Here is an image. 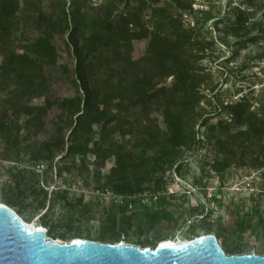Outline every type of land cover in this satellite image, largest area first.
<instances>
[{
  "label": "rangeland",
  "instance_id": "obj_1",
  "mask_svg": "<svg viewBox=\"0 0 264 264\" xmlns=\"http://www.w3.org/2000/svg\"><path fill=\"white\" fill-rule=\"evenodd\" d=\"M180 1L182 5L177 0H19L11 33L0 47V61L11 50L31 51L46 32L48 17L58 14L62 6L70 25L78 28V44L86 51L95 47L92 36L100 34L103 24L110 22L109 38L98 40L97 48L88 54L95 62L90 85L101 92L114 89L118 94L126 89L131 96L139 90L152 93L170 86L174 77L164 74L169 62H161L159 52L148 44L149 37L154 31L155 37L167 34L164 23L179 20L193 35L191 45L185 48L186 66L195 73L193 83L202 95L184 114L185 129L194 133L195 141L180 147L171 156L174 164L163 171H152L147 157L159 154L155 139H161L166 131L163 111L167 98L151 99L148 116L140 114L138 105L128 114L134 124L142 118L155 138L142 143V133L136 128L125 137H114L129 162L126 183L136 197L133 209L128 210L104 192L120 191L119 178L110 177L113 159L104 166L93 152L61 159L63 153L58 149L52 150V159L33 160L30 156L38 153L44 141L60 136L59 128L67 139L69 120L60 103L77 93L56 65L43 62L36 67L42 94L32 96L29 103L43 105L49 99L52 105L42 123L26 125L20 120L18 145L5 146L0 139V202L14 208L24 220L45 227L49 238L100 241L103 236L105 242L124 240L154 247L161 239L213 234L223 249L264 255V151L258 161L248 158L245 164L231 163L221 173L208 165L203 169L206 161L212 163L224 153L216 142L222 136L220 130L210 131L201 123L207 113L212 114L210 123L223 118L234 132L231 116L217 105L238 101L242 96L247 97L251 109L264 108V0H246L242 7L247 24L231 32H224L225 27L215 19L228 13L234 4L231 1L239 0ZM128 11L139 14L142 24L133 22L121 32L116 22ZM160 23L163 25L158 31ZM144 28L149 33L147 38L130 36L131 31ZM251 35H256V40L235 44ZM202 39L204 44H195ZM162 42L170 45L165 39ZM52 43L60 55L58 62L72 64L73 57L67 54L61 39L53 38ZM11 83L7 78L0 79V101ZM101 146L106 148L107 143ZM194 175L203 176L200 185L204 186L192 184ZM158 178L162 181L160 188L153 184Z\"/></svg>",
  "mask_w": 264,
  "mask_h": 264
},
{
  "label": "trees",
  "instance_id": "obj_2",
  "mask_svg": "<svg viewBox=\"0 0 264 264\" xmlns=\"http://www.w3.org/2000/svg\"><path fill=\"white\" fill-rule=\"evenodd\" d=\"M177 1L182 5L180 0ZM246 2V0L231 1L230 4H234L228 13L224 17L215 19L217 24L225 27L224 32L239 30V27L247 24L246 12L242 7ZM18 9L19 0H0V47L5 37L11 33ZM139 17L135 11L124 12L116 23L122 32L133 22L139 25L141 23ZM46 24V32L34 42L31 51L11 50L3 55L0 61V79L7 78L12 82V87L7 89L6 96L0 101V139L3 140L4 145L19 144L20 120H24L26 125L42 123L45 113L51 108L52 102L49 99H46L43 105L29 103L32 96L42 94L40 89L42 83L35 68L46 62L56 65L63 71L77 93L73 97L62 99L60 103L62 113L69 120L70 129L67 139L65 140L61 134V129H57L60 136L44 141L38 153L30 155L33 160L42 157L46 160L52 159L53 149L62 151L61 159L76 154L85 157L89 152H93L102 166L113 159L114 164L109 168L110 177L119 178L121 182L117 185L119 194L128 195L133 190L132 186L126 183L129 162L126 154L122 152V147H117L114 137L117 134L125 137L126 134H132L133 129L136 128L142 133V143L148 144L154 140L153 134L148 132V127L142 124V118L138 120V124H134L129 121L128 114L138 105L141 107L140 114L148 116L147 103L153 98L163 96L167 98L163 111L166 131L161 135V139L158 136L155 139L159 145V154L147 159L151 162L152 171L156 169L163 171L167 166H172L174 159L171 156L183 145L195 141L194 133L185 129L184 114L188 109H193L202 97L193 83L196 80L195 73L186 66L187 50L185 48L191 45L192 33L182 28L179 20L164 23L168 27L167 34L160 33L158 37H155L156 32L151 33L148 44L153 50L159 52L162 63L169 62L163 72L172 75L174 80L170 86L161 87L159 91L146 93L139 90L131 96L126 89L118 94L114 89L101 92L90 85L89 77L92 75L95 62L89 60L88 54L97 48L98 40L103 42L104 39L109 38L110 22L106 21L103 24L100 34L92 36L91 40L95 47L87 51L78 44V28L70 25L64 7L60 6L58 14L50 15ZM162 25L160 23L157 26L158 31L162 29ZM130 36L147 38L149 33L144 28L138 32L131 31ZM58 37L63 42L67 54L73 57L72 64L58 62L60 55L57 54L56 45L52 43V39ZM256 38V35H251L239 39L235 44H247ZM163 39L169 41L170 45H165L162 42ZM204 43L203 39L195 41V44ZM100 45L104 46L103 43ZM80 91L83 95L79 93ZM217 106L231 116L229 122H232L236 129L231 132L228 122L223 118L216 123H210L212 114L207 113L204 116L201 120L203 126H207L210 131L220 130L222 136L217 138L216 142L224 154L221 159L213 160L212 163L206 161L203 169L208 165L211 170L221 173L231 163L245 164L248 158L258 161L261 152L264 151V108L251 109L249 100L245 96L238 101L220 103ZM100 143H107V147L103 148ZM43 152H46V155H43ZM180 164L181 162L176 165L178 170ZM194 176L192 184L204 186L200 185L203 176ZM161 183L160 178L153 181L156 188H160ZM16 213L20 216L18 212ZM100 241L105 242L103 236ZM224 250L227 254H240L232 249Z\"/></svg>",
  "mask_w": 264,
  "mask_h": 264
},
{
  "label": "water",
  "instance_id": "obj_3",
  "mask_svg": "<svg viewBox=\"0 0 264 264\" xmlns=\"http://www.w3.org/2000/svg\"><path fill=\"white\" fill-rule=\"evenodd\" d=\"M0 264H264V255L227 254L213 234L154 247L87 238L57 242L0 204Z\"/></svg>",
  "mask_w": 264,
  "mask_h": 264
},
{
  "label": "built area",
  "instance_id": "obj_4",
  "mask_svg": "<svg viewBox=\"0 0 264 264\" xmlns=\"http://www.w3.org/2000/svg\"><path fill=\"white\" fill-rule=\"evenodd\" d=\"M105 194L108 196H111L114 198V201L119 204L123 205L128 210L133 209L134 207V199H136L135 195L133 194H128V195H122V194H115L113 191H110L109 189H105ZM140 197H138L139 199ZM143 202V198L141 199ZM124 241V240H123Z\"/></svg>",
  "mask_w": 264,
  "mask_h": 264
},
{
  "label": "bare ground",
  "instance_id": "obj_5",
  "mask_svg": "<svg viewBox=\"0 0 264 264\" xmlns=\"http://www.w3.org/2000/svg\"><path fill=\"white\" fill-rule=\"evenodd\" d=\"M0 204H4V205H6L5 203H3V202H0ZM12 208V207H11ZM12 209H14V208H12ZM22 218V217H21ZM23 219V218H22ZM24 220V219H23ZM26 223H27V225L29 226V227H32V228H35V227H38V228H42V225H41V227H40V225L39 224H35L34 222L32 223V222H28V221H26V220H24ZM199 236V235H198ZM74 238H78V237H74ZM71 239H73V238H71ZM54 240V239H53ZM186 240H189V239H180V238H175V239H173V238H166V239H161V240H159L157 243H156V245H158V244H160V245H166V244H178V243H181V242H184V241H186ZM55 241H57V242H61L62 240H60V239H57V240H55ZM125 242V241H124ZM126 243V242H125ZM155 245V246H156Z\"/></svg>",
  "mask_w": 264,
  "mask_h": 264
}]
</instances>
